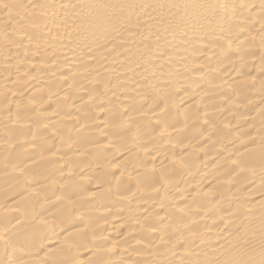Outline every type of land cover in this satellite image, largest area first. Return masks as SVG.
I'll list each match as a JSON object with an SVG mask.
<instances>
[{
  "label": "bare ground",
  "instance_id": "bare-ground-1",
  "mask_svg": "<svg viewBox=\"0 0 264 264\" xmlns=\"http://www.w3.org/2000/svg\"><path fill=\"white\" fill-rule=\"evenodd\" d=\"M0 264H264V0H0Z\"/></svg>",
  "mask_w": 264,
  "mask_h": 264
}]
</instances>
